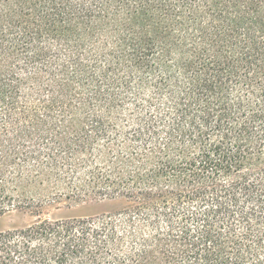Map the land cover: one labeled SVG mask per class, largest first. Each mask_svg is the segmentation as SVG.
<instances>
[{"label": "trees", "instance_id": "trees-1", "mask_svg": "<svg viewBox=\"0 0 264 264\" xmlns=\"http://www.w3.org/2000/svg\"><path fill=\"white\" fill-rule=\"evenodd\" d=\"M0 264H264V0H0Z\"/></svg>", "mask_w": 264, "mask_h": 264}, {"label": "rangeland", "instance_id": "rangeland-1", "mask_svg": "<svg viewBox=\"0 0 264 264\" xmlns=\"http://www.w3.org/2000/svg\"><path fill=\"white\" fill-rule=\"evenodd\" d=\"M121 200L87 199L82 201L59 199L42 202L39 209L18 208L0 215V231L22 228L39 219L98 214L122 206Z\"/></svg>", "mask_w": 264, "mask_h": 264}]
</instances>
